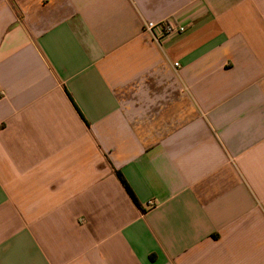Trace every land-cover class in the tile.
<instances>
[{
    "label": "crops",
    "instance_id": "obj_1",
    "mask_svg": "<svg viewBox=\"0 0 264 264\" xmlns=\"http://www.w3.org/2000/svg\"><path fill=\"white\" fill-rule=\"evenodd\" d=\"M0 264H264V0H0Z\"/></svg>",
    "mask_w": 264,
    "mask_h": 264
},
{
    "label": "built area",
    "instance_id": "obj_2",
    "mask_svg": "<svg viewBox=\"0 0 264 264\" xmlns=\"http://www.w3.org/2000/svg\"><path fill=\"white\" fill-rule=\"evenodd\" d=\"M146 32L151 33L157 41H162L174 35L187 32V28L178 22L168 20L165 22H147L144 26ZM176 66H179L176 64Z\"/></svg>",
    "mask_w": 264,
    "mask_h": 264
},
{
    "label": "trees",
    "instance_id": "obj_3",
    "mask_svg": "<svg viewBox=\"0 0 264 264\" xmlns=\"http://www.w3.org/2000/svg\"><path fill=\"white\" fill-rule=\"evenodd\" d=\"M116 175L118 176L119 180L121 181L122 185L124 186V188L126 189L128 194L130 195V197L132 198V200L134 201L136 206L140 208L141 206H140V203H139L136 195L134 194V192L132 191V189L128 185V183H127L126 179L124 178V176L122 175V173L119 171H116Z\"/></svg>",
    "mask_w": 264,
    "mask_h": 264
}]
</instances>
